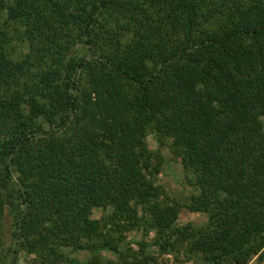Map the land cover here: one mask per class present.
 I'll return each mask as SVG.
<instances>
[{
	"label": "trees",
	"instance_id": "1",
	"mask_svg": "<svg viewBox=\"0 0 264 264\" xmlns=\"http://www.w3.org/2000/svg\"><path fill=\"white\" fill-rule=\"evenodd\" d=\"M263 117L264 0H0L9 264L21 251L38 264H157L149 246L203 264L264 259ZM149 133L180 158L204 224L176 225ZM133 229L154 237L129 241Z\"/></svg>",
	"mask_w": 264,
	"mask_h": 264
},
{
	"label": "rangeland",
	"instance_id": "2",
	"mask_svg": "<svg viewBox=\"0 0 264 264\" xmlns=\"http://www.w3.org/2000/svg\"><path fill=\"white\" fill-rule=\"evenodd\" d=\"M19 42H13V51L14 54H19L20 51L24 52L26 50L23 44H18ZM264 121V117L262 118ZM148 147L151 150L156 151L160 149V152L164 158L160 172L155 177L156 184L163 187L165 194L168 197L170 203H175L179 205L178 217L176 225L182 226L185 224H191L194 227L204 224L207 220V215L202 212H193L188 210L186 204L189 202L191 195L197 193L195 187H193L190 182L187 181L185 177L184 170L182 168L180 158L173 152L170 142L167 140L166 144L159 147L155 141L153 134H148L145 138ZM109 212V211H106ZM102 209L94 208L92 210L91 217L94 219H100L103 214H105ZM5 230H4V239L3 243L0 246V264H9L10 263V250L11 241L9 239V220L5 218ZM127 240H142L148 244L154 237V231L150 230L145 232L143 229H133L125 233ZM186 244H184L185 247ZM132 247L136 250L138 247L135 244H132ZM148 253L152 254L155 257L157 264H203L199 260V256L187 257L183 251L184 248L178 246L173 251L167 253H159L157 247L149 246ZM102 257L107 259L116 260V255L109 251H102ZM78 259H86V253L76 254ZM16 264H38L33 260V255L27 254L24 251H21L17 255ZM247 264H264V259H260L257 256L253 257Z\"/></svg>",
	"mask_w": 264,
	"mask_h": 264
}]
</instances>
